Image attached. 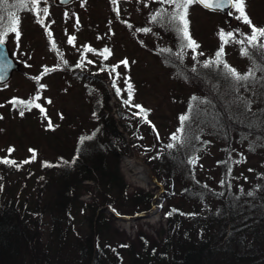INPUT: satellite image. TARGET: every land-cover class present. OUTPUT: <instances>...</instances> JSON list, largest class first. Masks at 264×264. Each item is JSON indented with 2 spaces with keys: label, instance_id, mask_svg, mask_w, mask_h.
Masks as SVG:
<instances>
[{
  "label": "trees",
  "instance_id": "obj_1",
  "mask_svg": "<svg viewBox=\"0 0 264 264\" xmlns=\"http://www.w3.org/2000/svg\"><path fill=\"white\" fill-rule=\"evenodd\" d=\"M160 24L145 26L150 31H142L140 38L129 32L140 52L163 58L168 68L175 73L181 70L184 79L198 90V96L191 91L189 96L196 99L185 107L184 115L189 119L180 133L181 143L168 149L166 145L173 141L157 139L156 124L147 117L155 126L153 131L142 117L134 115L136 112L131 118L119 115V120L114 119L107 109L104 86L99 103L91 109V130L61 148L69 153L63 167L51 164L38 170L33 169L30 158L15 157L13 152L0 156V160L8 158L20 165L0 163V264H264V48L245 45L258 67L252 69L254 75L248 81L237 83L222 65L204 67V61L213 59L202 55H197L191 65L195 71L183 67L178 55L181 51L174 47L177 41L169 46L167 40V32L174 35L175 29L166 23L158 38L165 41L163 50L170 51L147 42ZM113 30L109 32L115 35ZM131 57L138 62L137 57ZM49 69H53L50 74L69 73L85 79L84 83L94 79L104 85L103 72L86 73L76 66L74 73L68 72L65 64L64 70L56 66ZM235 69L247 74L239 67ZM108 75L113 80L114 74L109 71ZM23 116L18 120L28 123L25 120L32 114ZM3 123L0 119V128ZM120 128L132 138L139 137L135 148L150 154L147 163L152 165L154 177L169 197L176 199L164 207L166 229L160 244L144 239L140 251L126 244H110L102 232L105 218L102 212L96 213L99 207H109L115 215H134L147 211L153 198L142 189L128 192L120 171L121 157L128 153V146ZM81 137L92 138L81 143ZM146 137L153 138L155 149L151 141H141ZM212 147L221 154L210 158L214 160V172H209L204 164ZM194 156L198 158L195 166L188 162ZM25 160L30 162L22 163ZM21 177L23 184L18 186ZM85 193L90 194L92 203L80 199ZM44 215L51 220L47 240L40 231ZM103 239L107 241L102 243Z\"/></svg>",
  "mask_w": 264,
  "mask_h": 264
},
{
  "label": "rangeland",
  "instance_id": "obj_2",
  "mask_svg": "<svg viewBox=\"0 0 264 264\" xmlns=\"http://www.w3.org/2000/svg\"><path fill=\"white\" fill-rule=\"evenodd\" d=\"M245 2L246 12L253 24L257 27H264V0H245ZM14 3L15 0H8V5ZM44 6L49 9V15L44 18V25L52 33L51 39L57 45L56 50L51 49L45 27L36 22L33 11L26 7H20L18 4L15 5L14 10L17 11V16L20 19L19 30L21 35L19 42H17L15 34L10 33L6 38V44L14 61L19 64V70L13 72L8 83L0 85V105H2L0 106V117L4 121V127L0 128V156L7 155V149L13 145L15 146L13 151L15 157L21 156L31 159L32 153L29 149L36 150V159L31 162L33 169L39 170L45 164H52L56 168L63 167L64 157L68 156L69 153L60 151L61 148H66V146L74 143L75 137L85 135L91 130L94 121L91 109L94 103H99V97L104 86L108 96L107 109L114 119L119 120V115L131 118L134 117L133 112L139 111L135 107L124 104V100L128 98L126 77L129 78V82L133 86L131 103L149 109L148 117L158 127L159 132L156 135H159V140L170 141V137L177 134V129L181 126L179 118L184 115L185 107L192 99L189 96L192 94L191 91H194V95L198 96V90L195 89L196 87L191 81L184 79L186 75L182 74L181 70L175 73L168 68L167 64L162 61L163 58L160 60V58L153 57L143 50L140 52V47L136 46L132 40L131 32L134 31L137 38H140L138 35L142 31H137V29L146 28L145 26L151 23V15L159 11L160 8L167 7L169 11L171 8L168 5H161L156 0H117L116 4H113L111 0H76L66 6H57L52 0H47L46 4L40 5L41 8ZM117 10L119 16H117ZM0 14H4L7 21V14ZM188 19L190 21V34L200 45L196 51L203 53V57L213 60L215 53L220 48L221 41L218 36L220 29H224L225 32L239 30V33L244 35L250 34L251 31L248 25L235 18V14L230 16L229 14L206 11L198 4L190 7ZM77 20H79L78 25ZM160 25L159 28L152 30L149 34L151 38H147V42H151L153 46H158L157 49L163 50L165 41L158 38V34L164 25L163 23ZM111 28L114 29V33L116 32L115 35L109 32ZM167 33L169 46H172L171 43L174 40L177 41L174 47L179 48L182 52L183 59L180 62L182 66L186 69H193L191 66L194 62L193 53L184 47L185 42L181 36L176 31L174 35L171 34V31ZM69 36L75 37L72 44L68 43ZM237 39L243 40L244 36L238 35L236 36ZM262 42H264V37L260 38L257 46L259 47V43ZM245 45H248L247 41L239 45L235 41L230 42L225 48L223 59L231 67H239L238 70L248 73L250 69H256L258 66H254L255 63L248 54H241L242 48L247 50ZM86 46L91 47L94 51L85 52ZM104 48H108L112 52L107 60L99 55ZM135 50L137 53L131 56L137 57L138 62L130 56V53ZM60 53L63 54L62 58ZM82 56L83 59H81ZM125 59L129 61L127 67L120 64L121 60ZM63 60H66L67 64L63 63ZM78 63L81 64L80 68L83 72L105 73L104 85L102 83L98 85L94 79L84 83L86 82L85 79L73 77L69 73L65 76L60 75L59 71L41 76L39 82L34 79L41 75L44 67L56 66V68L64 70L65 64L67 70L69 69L68 72H73V68ZM118 64L119 67H116L115 72L111 71L112 67ZM100 66H102L101 71L99 70ZM109 71L114 74L113 80L116 81V87L121 90L119 96L113 87L112 76L111 79L109 78ZM198 82L202 83L200 80ZM41 84L46 85V88L41 89ZM198 87L200 88L201 85ZM36 95H39L41 99L35 103H39L45 109V114H41L36 108H32L31 111L25 109V113H31L32 116L25 120L28 123L19 121L21 116L19 110L14 109L9 102L13 98L29 101ZM48 100L51 103H47ZM196 102L200 103L201 101L197 100ZM22 117L25 118L26 116ZM48 120L53 122V130L48 128ZM119 131L124 138L125 145L128 146V153L122 156L125 159L140 160L149 169L152 180L154 179L158 183V185L152 186V180L146 184L133 181L126 169L125 159L121 157L120 171L128 185V192L137 189L149 191L153 196L150 208L142 212L155 210V213L150 214L148 218L133 221H121L119 215L113 214L109 207H99L96 213L99 215V212H102V217L105 218L106 226L102 232L105 233L110 244H126L131 248L133 247L135 251H140L141 242L144 239L160 244L164 234L163 230L166 229V210L164 207L168 203L170 205L175 202L176 199L169 197L165 188L154 177L152 165L147 163L150 154H143L135 148L134 142L139 137L132 138L121 128ZM152 135L154 138V133ZM153 138L146 137L141 141L144 144L151 141L150 144L152 143V147L155 149L156 144L152 140ZM118 144L122 147V143L119 142ZM219 154L221 152L216 148L212 147L209 150L210 157L205 159L207 162L204 164L209 172H214V160L212 161L210 158ZM254 161L257 163L256 159L251 160L253 163ZM23 180V177L17 179L18 186L23 184ZM80 199L84 203H92L89 193L83 194ZM121 211L125 213V210ZM123 216L133 215L124 214ZM50 223L51 220L48 215L42 216L40 231L44 240L49 238ZM79 223L80 220L77 221L78 225ZM104 241L107 240L103 239L102 243Z\"/></svg>",
  "mask_w": 264,
  "mask_h": 264
},
{
  "label": "snow or ice",
  "instance_id": "obj_3",
  "mask_svg": "<svg viewBox=\"0 0 264 264\" xmlns=\"http://www.w3.org/2000/svg\"><path fill=\"white\" fill-rule=\"evenodd\" d=\"M113 4H116L117 0H111ZM156 2L160 3L161 5H168L171 8V11L166 12L163 8H161L159 11H157L155 14H153L150 17L151 22H159V23H166L167 25H170L172 28L175 29V31L181 36V39L185 42L184 47L191 50L193 53L192 59L195 60L197 55H203V53H197L196 50L200 47V45L195 41L191 34H190V21L188 19L189 16V9L192 5L199 4L203 6L204 8L208 10H224L228 9V14L234 15L235 18L245 25H248L250 28V34L244 35L239 33V30L235 31H227L225 32L224 29H220L218 36L221 41L220 48L215 53V59L214 60H206L203 63L204 67H209L210 65H222L223 68L226 70V72L237 82L240 81H248L253 75V70H249L247 74H240L235 68L231 67L224 59L225 55V48L230 43L235 41L236 43L243 44L244 41H247V44L249 47H256L258 41L260 38L264 37V27H257L253 24L252 20L250 19L248 13L246 12V2L245 0H156ZM47 0H15V3L13 5H8V0H0V13H6L7 14V21L5 20V15L0 14V48L4 47L6 44V38L9 36L10 33L15 34V39L17 42H19L20 39V19L17 16V11L15 9V5H19L20 7H26L33 11L34 15L36 16V22L39 23L42 27H45L46 35L49 37V42L52 50H56L57 45L54 41H52V33L47 29V26L44 25V18L49 15V9L47 6L40 7L42 4H46ZM147 6V5H146ZM115 10V9H114ZM67 16V13H65ZM117 16H119V12L117 10ZM79 24V20H77V25ZM137 31H143L144 33H148L150 31L149 28H143V29H137ZM243 35V40H236V36ZM75 40V37L69 36L68 43L72 44ZM259 47L264 48V42L259 43ZM85 52H92L94 51L91 47H85ZM163 51H170V50H163ZM242 55H247V50L241 49ZM99 55L103 56L104 60H107L109 56L111 55V50L108 48H104ZM180 58L183 59L182 52L179 53ZM61 58L63 57V54L60 53ZM83 59V56L81 57ZM89 63H92L91 61H88ZM63 63L67 64L66 60H63ZM134 63V62H133ZM120 64H123L125 67L128 66L129 61L127 59L120 62ZM76 67H81V64H77ZM116 67H119V64L116 66H113L111 71L115 72ZM53 71V69H49L48 67H44L43 72L40 76L35 77L34 79L39 82L41 79V76L48 74L49 72ZM193 71H195V68H193ZM119 75V73H117ZM4 78L0 76V80H3ZM125 84L127 85V92H128V98L124 100V104L128 105L130 107H135L139 111L134 113V115L138 117H142V121L144 123H148L152 128L153 131H155V126L151 124V121L147 119L148 113L150 112L149 109L143 108L141 105L135 104L133 105L132 99H133V86L129 82V78H125ZM113 87L116 89L117 95H120V88L116 87V81L113 80ZM41 89L46 88V85L41 84ZM41 97L39 95H36L32 100L24 101L17 98H13L12 101L9 103L12 104L14 109L19 110V114L23 116L25 114V109L31 111L32 108L38 109L41 114H45V109L41 107L39 103H35V101L40 100ZM193 100L196 99V97L192 98ZM47 103H51L50 100L47 101ZM2 106V105H0ZM191 108V105H189ZM45 118H47L45 116ZM61 118H63L61 116ZM2 119V117H0ZM181 121V127L177 129V134H173L170 137V140L173 141V143H169L166 145L168 149H172L176 144L181 143V135L184 131V125L185 122L189 119L187 115H182L180 118ZM48 128L50 130L54 129V124L51 120H48ZM92 137H81V143H83L84 140L91 139ZM198 138V137H197ZM157 139H159V135L157 134ZM14 151L13 148H8L7 152L10 156L11 153ZM29 151L32 153L31 160L36 159L35 150L29 149ZM197 157H192L189 159V164L195 166L197 163ZM30 160H25L22 163L26 164L29 163ZM75 162V158L72 161V163ZM241 161H235V163H240ZM0 163L9 165V166H17L20 165L17 164L15 160H11L8 158H3L0 160ZM67 163V162H65ZM44 166H50L45 164ZM229 171L231 169L229 168ZM223 183V182H222ZM251 195V193H249ZM178 211L173 209V212ZM171 213H169L170 215Z\"/></svg>",
  "mask_w": 264,
  "mask_h": 264
},
{
  "label": "water",
  "instance_id": "obj_4",
  "mask_svg": "<svg viewBox=\"0 0 264 264\" xmlns=\"http://www.w3.org/2000/svg\"><path fill=\"white\" fill-rule=\"evenodd\" d=\"M52 1L55 5L66 6V5H69L76 0H52ZM199 6H201V5H199ZM201 7L207 11L218 12V13H221L224 15H228V11H229L228 9H224L222 11L221 10H208V9L204 8L203 6H201ZM18 70H19V64L14 61V59L11 55V52L7 47V44H5L4 47L0 48V76H2L4 78L3 80H0V85L8 83L13 72L18 71ZM122 158L125 159V157H123V156H122ZM151 184H152V186L158 185V183L154 179L151 181ZM154 212H155V210H153L151 212H141V213H138V214L133 215V216L121 217L120 220L121 221H133L136 219H144V218L150 217V214H152Z\"/></svg>",
  "mask_w": 264,
  "mask_h": 264
},
{
  "label": "bare ground",
  "instance_id": "obj_5",
  "mask_svg": "<svg viewBox=\"0 0 264 264\" xmlns=\"http://www.w3.org/2000/svg\"><path fill=\"white\" fill-rule=\"evenodd\" d=\"M125 166L133 181L141 184L152 180L149 169L140 160L135 158L125 159Z\"/></svg>",
  "mask_w": 264,
  "mask_h": 264
}]
</instances>
